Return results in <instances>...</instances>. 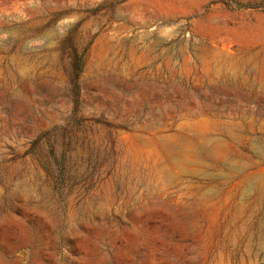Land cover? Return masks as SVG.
Instances as JSON below:
<instances>
[{
	"label": "rangeland",
	"instance_id": "obj_1",
	"mask_svg": "<svg viewBox=\"0 0 264 264\" xmlns=\"http://www.w3.org/2000/svg\"><path fill=\"white\" fill-rule=\"evenodd\" d=\"M0 264H264V0H0Z\"/></svg>",
	"mask_w": 264,
	"mask_h": 264
},
{
	"label": "trees",
	"instance_id": "obj_2",
	"mask_svg": "<svg viewBox=\"0 0 264 264\" xmlns=\"http://www.w3.org/2000/svg\"><path fill=\"white\" fill-rule=\"evenodd\" d=\"M82 63H83L82 60L76 62L75 69H76V75H77V77L80 76V74L82 72V65H83Z\"/></svg>",
	"mask_w": 264,
	"mask_h": 264
}]
</instances>
